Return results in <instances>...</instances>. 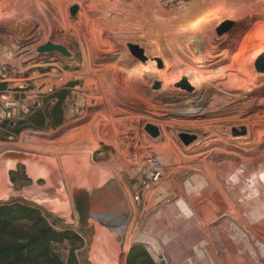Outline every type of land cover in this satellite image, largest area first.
<instances>
[{
	"label": "rangeland",
	"instance_id": "obj_1",
	"mask_svg": "<svg viewBox=\"0 0 264 264\" xmlns=\"http://www.w3.org/2000/svg\"><path fill=\"white\" fill-rule=\"evenodd\" d=\"M141 1L148 2L151 9L160 3L167 11L178 7L179 1L188 0ZM108 2L117 10L134 8V0ZM202 4L205 10L208 6L213 9L223 7L233 14L216 30L219 39L213 59L215 64L202 70L195 60L178 67L172 62L170 65L158 62L163 69L161 73H169L173 79L190 77L185 66L203 76L212 75L213 71L220 69L214 75L217 83L212 87L206 109L195 117L199 119L196 126L174 122L161 129L152 123L151 114L168 120L175 113L156 110L157 105L150 96L152 90L159 88L158 83L162 84L160 76L142 74L138 78L131 63L113 68L92 66L127 92L126 98H118L117 94H112L114 87L109 85L111 83H106L109 91L106 92V99L114 125L108 115L100 117L94 113V110H101L102 105L89 96L100 93L94 89V81L85 76L84 65L86 59L95 61L110 52L114 44L109 37L96 31L92 24L80 26L79 20L86 12L92 17L103 11L100 1L0 0V37L22 35L21 47L27 49L26 54L11 50L12 61L7 57L0 58V97L7 95L28 102L33 100L28 111L19 114L14 123L7 120L0 123V154L8 148L27 152L32 157L36 155L37 160L49 164L54 176L62 179L66 187L65 195H53L44 179H33L22 162L6 172L7 186L0 184V206L17 209L28 219L14 222L11 227L0 226V264H8L6 259L9 257L4 254L6 246L21 245L23 253L29 254L30 249L24 247L28 242L23 236L38 234L43 228L51 229L53 241L47 247H37L27 264H185L183 253L187 250L185 254L191 257L188 264H210L207 256L203 259L199 256L205 248L203 234L173 203L180 195L178 181L171 180L166 170L164 182L146 197L138 174L128 166L123 167L126 157L122 154L128 149L140 157L144 156V149L154 147L160 152V159L172 162L174 155L171 154L175 150L168 142V136L175 145L186 149L193 145L197 135H201L203 141L216 140L217 136L210 133V130H215L232 140L227 148L236 153L243 152L242 146L251 148L252 138L260 130H263L261 135L264 136V70L261 71L257 65L264 54V0H206ZM66 19L75 23L73 29L64 25ZM21 24H33L34 28L27 27L17 32V26ZM12 25L16 26L10 29ZM47 43L62 46L66 54L54 49L43 50ZM11 47L17 46L14 44ZM69 52L74 57L73 61L67 58ZM130 52L136 58L141 57L139 48H132ZM178 71L182 72L181 78L177 76ZM257 73L260 74L258 84L261 86L247 92V86L257 83ZM40 80L55 85L38 92L37 89L44 85H39ZM191 85L172 86L169 91L185 92ZM77 104L82 106L76 107ZM140 111L144 114H139ZM91 115L98 116L94 123L91 122ZM51 120L53 123L59 121L58 125L53 126ZM93 127L102 134V138ZM114 128L120 151L110 142ZM228 160L235 162L238 157L230 155ZM223 161L219 158L211 165L220 166V170L225 163ZM112 174L116 175L124 189L127 188L125 194L121 186L109 179L113 178ZM142 179L146 180L144 176ZM91 184L95 185V191H92ZM114 189L124 197L119 215L105 217L100 227L81 216V213H88V206L93 200ZM135 195H138V200L134 205L132 199ZM146 198L151 201L147 202ZM76 202L83 205L81 212H78ZM53 209L57 213L52 212ZM62 212L64 214H58ZM181 217L184 220L179 221ZM109 224L112 228L106 233ZM145 229L156 235L155 232H158L159 239L148 236ZM97 236L100 243L95 242ZM28 258L27 255L25 259Z\"/></svg>",
	"mask_w": 264,
	"mask_h": 264
},
{
	"label": "bare ground",
	"instance_id": "obj_2",
	"mask_svg": "<svg viewBox=\"0 0 264 264\" xmlns=\"http://www.w3.org/2000/svg\"><path fill=\"white\" fill-rule=\"evenodd\" d=\"M94 1L101 2L103 11L92 17L87 16V12L84 13L82 19L79 20V25L87 27L92 24L91 26L96 31L99 30L104 36L109 37L114 44L110 48V52L104 53L95 61L86 59L84 65L85 76L94 81V89H98L100 93L99 95L94 93L89 96L90 99H96L102 105L101 110L98 109L97 112L94 110V113L99 114L100 117L103 114L108 115V118L112 121L110 105L106 99V92H109L106 83L112 84H109L114 87L112 94H117L118 98H126L127 92L125 93L122 88H119L120 86L112 79H107L103 74H99L92 66L111 68L112 66L120 67V65L131 63L138 78L142 74L160 76L162 84L158 83V89L149 91L150 96L157 105L156 110L162 111V113L163 111L175 113L168 120L157 114H151L150 118L153 124L161 129L164 128V125H170L174 122L196 126L199 119L197 120L195 117H199L198 115H201L206 109L207 102L210 101L212 87L214 83H217L214 75L220 69L213 71L212 75L203 76L202 73L193 72L191 68L188 69L185 66L190 77L173 79L169 73H161L163 69L160 68L159 62L161 61L163 65H170L172 62L175 67H178L179 64L184 65L187 61L192 62L195 60L202 70L214 65L213 59L218 49L216 48V42L219 39L216 30L233 14L223 7L213 9L208 6L205 10L202 3L206 0L179 1L178 7L167 11L160 3L154 9H151L148 2H142L141 0H134L132 10L112 8L108 0ZM91 5L90 3L89 6ZM89 15L91 16V14ZM74 24L72 20H67L64 25L73 29ZM14 26L16 25L9 26V28L12 29ZM17 27V32L27 27L34 28L33 24H21L20 27ZM21 38L22 35L16 38L0 37V58L7 57L12 61L11 50L25 53L27 49H22ZM14 44L17 47L12 48L11 45ZM132 48L140 49V58L132 55L130 52ZM28 51L30 52L31 49H28ZM142 51L146 53L143 54ZM67 58L69 61L74 60L70 52ZM113 59L114 63L111 64L110 61ZM92 61L94 63H91ZM181 73L178 71L177 74L180 78L182 77ZM259 79L260 74L257 73V83H251L249 87L247 86L246 91L253 92L255 88H259L261 86L258 84ZM38 82H40V86L44 84L38 89L39 91H44L50 86L47 83L45 84L44 80ZM171 82H173V87L189 83H192V85L188 91L181 92L177 90L172 92L169 91V88H172L170 86ZM139 114H144V112L140 111ZM98 116H92L91 122L94 123ZM112 125H114L113 121ZM204 127L208 128L207 126ZM93 128L97 131L96 127ZM262 131L260 130L257 135H253V142L250 143L251 148L241 147L243 149L242 153L228 150L227 145L232 143V140L228 137L225 138L226 136H221L215 130H210V133L217 136L216 140L203 141L202 136L197 135L193 145L186 149H181L175 145L174 141L166 135L168 142L173 144L172 147L175 150V153L172 151L171 154L174 155L172 162L162 160L163 158L160 159L161 154L154 147L144 149V154H142L144 156H140L141 158L136 157L127 149L122 153L126 157L123 167L128 166L139 177L145 174L148 179L154 180L155 187L145 192L146 197L164 182L166 170L171 180L178 181L180 195L175 198L173 203L180 211L184 212L193 227L203 234L205 248L199 254L201 259L207 256L210 264H264V179L261 178L264 176V147H262L264 146V136L261 135ZM248 133L251 134L249 129ZM97 135L102 138V134L98 131ZM110 142L120 151L116 128H114ZM4 151L0 154L1 185L7 186L6 172L22 162L33 179L37 177L44 179L45 184L49 186H47V189L53 195L60 193L63 196L66 194V187L61 181L62 179L54 176L49 164L42 163L37 160L36 155L32 157L27 152L8 148ZM167 152L170 155V151ZM230 155H236L238 160L235 162L228 160ZM219 158L225 160L220 170H218L220 166L212 167L211 165L214 164L213 161L215 162ZM112 176L113 178L109 179L114 180L113 182L121 186L116 175L112 174ZM91 179H93V182L95 181L93 174ZM105 179L103 181H106ZM113 187L115 188L114 183ZM121 188L125 194L127 188L124 189L122 186ZM92 191H95L94 188ZM123 198L122 193L114 189L102 198L93 200L88 206V213H81V216L86 217L87 221L95 222L100 227L105 217L115 218L120 213L124 205ZM150 201V198H148L147 202ZM65 202L67 203V201ZM132 202L135 205L134 198ZM76 204L79 206L78 212H81L83 205L78 202ZM51 211L57 213L54 209ZM58 214L62 215L64 213ZM181 220H184V218H179V221ZM111 228L110 224L107 225L106 233L110 232L109 229ZM145 231L148 232V236L159 239L158 232H155L156 235L150 230L145 229ZM165 233L166 231L162 234ZM98 236L95 239L96 243H100Z\"/></svg>",
	"mask_w": 264,
	"mask_h": 264
},
{
	"label": "trees",
	"instance_id": "obj_3",
	"mask_svg": "<svg viewBox=\"0 0 264 264\" xmlns=\"http://www.w3.org/2000/svg\"><path fill=\"white\" fill-rule=\"evenodd\" d=\"M58 99L61 101L62 98L58 97ZM52 121V120H51ZM58 122L52 121V125L56 126L58 125ZM57 195V194H56ZM28 219V216H23L22 213H20L17 209L10 208L7 206H0V226L4 227L8 225L11 227V225L14 222H19L22 220ZM50 228H43L38 231V234L36 233L35 235H25L23 236L24 239H27V244L24 247H28L30 249L29 254L23 253L24 250H22L21 245H10L6 246L4 250V254L9 257L7 258L6 261L8 264H27L29 263V260L31 259L33 255V251L37 250V247H40L41 245L47 247L51 244V241H53V238L50 236L51 233ZM32 253V254H31ZM29 256L28 260H26V256Z\"/></svg>",
	"mask_w": 264,
	"mask_h": 264
},
{
	"label": "built area",
	"instance_id": "obj_4",
	"mask_svg": "<svg viewBox=\"0 0 264 264\" xmlns=\"http://www.w3.org/2000/svg\"><path fill=\"white\" fill-rule=\"evenodd\" d=\"M51 85H55V84H51ZM51 85L48 86L46 90L50 89ZM38 92H43V91L38 90ZM28 97L32 98L31 96ZM32 101L28 102V100L26 99L19 100V99H15L12 96L2 95L0 97V123H2L5 120L14 123V119L17 118L19 114L28 111L29 107L32 106L33 103ZM82 105H84V103ZM82 105L77 104L76 107H81ZM143 176L146 178V180L142 179ZM139 178H141V183L143 184L142 191L144 193L149 191L151 188L153 189L155 187L154 180L148 179L145 174H142L141 177ZM137 200H138V195H135L134 201Z\"/></svg>",
	"mask_w": 264,
	"mask_h": 264
},
{
	"label": "water",
	"instance_id": "obj_5",
	"mask_svg": "<svg viewBox=\"0 0 264 264\" xmlns=\"http://www.w3.org/2000/svg\"><path fill=\"white\" fill-rule=\"evenodd\" d=\"M75 9H76V7H74L73 8V12L75 11ZM58 50V51H60V52H62L63 54H66V51H65V49L62 47V46H60V45H53V44H50V43H47V44H45L44 46H43V50H45V51H48V50ZM257 65H258V68L261 70V71H263L264 70V54H262L261 56H260V58L258 59V62H257ZM77 203V202H76ZM80 204V203H79ZM188 251V250H187ZM187 251L185 252V253H187ZM185 253H183V255H184V257H185V259H186V262L187 263H185V264H188V262L190 261L189 259H191V257H190V255L188 254H185ZM192 256V255H191Z\"/></svg>",
	"mask_w": 264,
	"mask_h": 264
},
{
	"label": "snow or ice",
	"instance_id": "obj_6",
	"mask_svg": "<svg viewBox=\"0 0 264 264\" xmlns=\"http://www.w3.org/2000/svg\"><path fill=\"white\" fill-rule=\"evenodd\" d=\"M261 178L264 179V176H262Z\"/></svg>",
	"mask_w": 264,
	"mask_h": 264
}]
</instances>
